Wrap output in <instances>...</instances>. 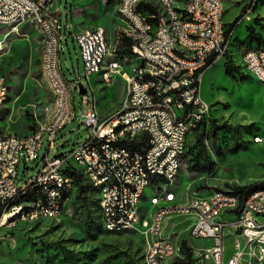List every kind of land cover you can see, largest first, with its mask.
<instances>
[{
	"label": "built area",
	"instance_id": "obj_1",
	"mask_svg": "<svg viewBox=\"0 0 264 264\" xmlns=\"http://www.w3.org/2000/svg\"><path fill=\"white\" fill-rule=\"evenodd\" d=\"M54 0H0V27L10 28L11 32L19 30L25 22H31L43 33L42 72L50 86V79L61 81V92H53L55 111L53 118L40 124L27 134H6L0 131V230L6 225H17L16 220H8L5 203L12 194L24 190L31 183L47 175H55V182L47 192L38 195L28 204H35L38 209H48L46 201H69L77 192L73 169L82 175L86 182L101 179L104 192L100 199L103 209L105 228H118V233L125 232V226H137L139 214L147 210L136 208V195L139 183L147 181V176H156V183L164 185V178L176 180L180 166L178 155L186 154V139L203 128L209 129L212 120L208 114L209 106L200 95L202 70L215 55L226 58L229 44L225 38L224 0H125L118 4L119 17L124 23H130V30H121L123 38L130 42V52L126 55H138L145 59V66L132 69L131 73L122 71V63H107L111 53L106 35L97 31L84 29L74 35L80 46L87 77L94 74L98 67L106 66L108 84L115 74H122L128 83L127 96L117 106L123 107V116L109 120L108 113L100 114L95 100L87 99L84 123L89 129L87 138L73 151L64 155L50 156V149L55 145L56 135L63 128H56V121H65V126L72 118H63L60 101L70 105L71 90L76 86L66 82L59 69L60 44L63 42L61 18L52 9ZM159 2H168L170 13L162 14ZM129 4H136V11H129ZM174 8H182V18H174ZM33 16H51V21L59 23V30H46V24L33 23ZM159 26V34L150 35V27ZM46 34H54V41H46ZM0 39V47H1ZM244 56L250 62V76L257 77L264 83V44L255 49H247ZM146 73L160 75V84L145 81ZM81 77L77 78L79 81ZM81 81L78 82V84ZM78 86V85H77ZM10 87L7 78L0 80L1 94ZM116 108V107H115ZM114 108V109H115ZM114 109L110 112H114ZM178 110L181 114H178ZM47 137L48 148L42 158L38 171L26 182L18 183V168L22 156L25 161L35 162ZM147 138L148 146L142 142ZM261 137L257 138V141ZM112 142H124L123 150H111ZM133 146V147H132ZM136 151H144L145 159H137ZM168 151V158L163 164H156L158 152ZM71 158H78V166H71ZM156 166L155 175L142 173V166ZM117 168H125L128 181H120ZM148 187H152L149 186ZM61 189H68V197H61ZM187 207H176L178 192H171L169 197H151L159 210L147 218L152 222V230L142 233L145 248L157 244V253L151 254V264H171L176 257L182 256L181 249H174V240L162 233H156V226H163L166 215L186 212L192 215V226H199L201 236L193 238L215 240L209 249V255L215 264H241L247 257V264H264V249L260 255H252L255 241H264V219H258V213L240 212V203L250 202L264 207L262 193L251 200H242L233 189H213L207 195H199L187 190ZM202 201L211 203V210L218 211V220L212 221L213 234L205 236L203 232L204 216H210V210H202ZM20 204L13 206V210ZM230 214L232 217L226 218ZM41 220V218H38ZM233 229L235 234L234 253L228 260H218V252L225 249V244L217 243V232Z\"/></svg>",
	"mask_w": 264,
	"mask_h": 264
},
{
	"label": "rangeland",
	"instance_id": "obj_2",
	"mask_svg": "<svg viewBox=\"0 0 264 264\" xmlns=\"http://www.w3.org/2000/svg\"><path fill=\"white\" fill-rule=\"evenodd\" d=\"M111 1L113 2L108 0L110 4ZM248 3L252 4V11L243 17L235 29V36L239 39L245 38L246 25L254 16L264 19V0H224L225 23L235 20L241 14L243 5ZM70 9V1L63 0V42L60 44L58 61L65 81L76 86L74 92L71 90L70 99L71 116H74V120L56 135L50 156L70 153L87 138L89 129L84 123L86 100L94 99L80 46L70 35L73 33L72 26L67 25V22L71 23ZM30 26L28 30L20 27L17 32H10L7 28L0 29V39L4 44L0 51V77L5 76L11 87L7 105L2 107L0 113V128H6L8 132L33 131L47 122L55 111L53 93L38 61L43 35L37 26ZM124 29L125 27L122 28ZM230 48L227 59L232 67H236L232 68L235 78L226 73V58H219L202 76L200 95L209 106L208 114L213 124L210 129L203 130L209 132L204 144L197 141L198 134L203 131L194 132L188 138V152L184 157L180 176L169 189L180 194L176 207L189 206L186 203L187 190L202 193L213 189H233L264 180V83L247 74L236 50L233 55L230 54L233 51ZM124 59L126 61V56ZM115 61L121 63L119 58ZM127 61L131 62L130 56H127ZM243 76L247 78L242 80ZM79 77V81L88 87L86 94H81L77 88ZM115 101L110 100V104H106L104 109ZM112 113L108 112V115ZM178 114H181L180 110ZM258 137L263 140L256 142ZM47 148L48 141L44 136L37 161H25L22 156L18 168L19 184L26 182L38 171ZM212 163L215 166L209 170ZM155 194H159L155 188L145 189L140 204L147 210L148 216L143 214L145 219H151L159 206L168 205H154L151 197ZM77 196L78 191L58 218L20 221L16 222L17 225L1 228L0 264H144L146 248L141 234L145 229L140 227L127 233L107 232L104 224L102 225L100 205L96 201L101 199V194L91 191L83 195L88 197V203L83 200V196L81 199ZM258 219H264V216ZM166 221L164 227L156 230L158 233L171 237L177 249H181V243L176 242L187 240L193 250L194 264H214L209 249L214 246L215 240L193 238L191 235L196 226H192L190 235V225L193 222L191 214L171 213L166 215ZM234 239L235 234H228L227 230L223 233L221 240L225 244V262L234 253ZM217 243L221 244L220 239H217ZM254 252L253 246L252 255H255ZM241 264H247V257Z\"/></svg>",
	"mask_w": 264,
	"mask_h": 264
},
{
	"label": "bare ground",
	"instance_id": "obj_3",
	"mask_svg": "<svg viewBox=\"0 0 264 264\" xmlns=\"http://www.w3.org/2000/svg\"><path fill=\"white\" fill-rule=\"evenodd\" d=\"M125 3V0H120L119 4ZM117 13H119V6H117ZM159 10L162 14L170 13V5L168 2H159ZM129 11H136V4H129ZM174 18H182V8H174ZM33 23H44L46 24V30H59V23H54L51 21V16H33ZM124 30H130V23H125ZM10 30V28H7ZM98 29H88V31H97ZM19 30H15L17 32ZM11 32V31H10ZM101 35H106L105 30L100 28ZM43 34V33H42ZM159 34V26H151L150 27V35ZM123 36V35H122ZM46 41H54V34H46ZM4 44L1 41L0 51L3 49ZM245 52L242 56L241 64L245 68V71H250V62H246V57L244 56ZM132 62V69H136L138 66H145V59H138V55H129ZM109 63H119L109 62ZM105 70L104 73V81L108 84V79L106 77V68L98 67L94 73H101ZM4 77H0V80ZM54 92H61V81L59 79H50ZM145 81H149L152 84H160V75L157 73H146ZM10 87H6L4 92L1 94V102L6 98L9 94ZM68 101H60V110H62L63 118H72L69 111ZM4 107V106H2ZM123 116V107L117 108L110 116H108L109 120H116L118 117ZM65 121H56V128H64ZM263 139H255L256 142H261ZM186 146L188 147V138L186 139ZM124 142H112L111 150H123ZM185 154L178 155V162H183ZM137 159H145L144 151H136ZM168 158V151L158 152L156 155V164H163V162ZM183 165V164H182ZM182 165L180 166V172L176 175V180L179 177ZM71 166H78V158H71ZM142 173L146 175H155L156 174V166L151 164H144L142 166ZM117 177L120 181H128V172L125 168H117ZM175 180V181H176ZM174 181V183H175ZM51 182H55V175H47V177H43L41 180H37L27 186L24 190L18 191L15 194H12L9 198V201L5 203V210H12L8 213V220H16V222L20 221H36L38 218L42 219H55L58 218L61 214V210H51V212H46L45 209H38V216L35 213L30 211H35V204L25 203L26 201H33L36 199L38 195L43 194L49 190L51 186ZM100 190L101 198L104 192V184L101 183V179H93L91 182ZM172 183V178H164V185H170V188L174 185ZM149 186L155 188L156 191H159V194H155V197H169L171 195L170 188L160 187L159 183H156V176H147V181H141L139 183V192L136 195V208L141 207V200L144 198L145 189ZM262 193V202H264V187L254 191L251 194H248L245 200H251L253 196ZM61 197H68V189H61ZM178 199H176L177 201ZM67 201L56 200V201H46V208L48 209H64ZM243 203V204H242ZM240 203V212H248L250 213H258V217L264 216V207H259V204H252L250 202H242ZM20 204L16 209L13 210V206ZM179 207V205H177ZM202 210H210V216H204L203 223V232L205 236H212L213 234V226L212 221L218 220V211L211 210V203L209 201H202ZM102 220H103V209H101ZM104 224V223H103ZM138 224L140 226H125V232L137 230L142 227L146 230H152V222H147V218H143V214H139ZM105 226V224H104ZM160 227L156 226V230L158 231ZM107 231L112 233H118V228H105ZM156 231V233H158ZM224 232H217V239H220L222 244V236ZM192 236H201V229L199 226H196ZM255 255H260V250L264 249V241H255ZM174 249H177L174 244ZM224 252L225 249H220L218 252V260H224ZM157 253V244H150L149 250L145 251V264H151V254Z\"/></svg>",
	"mask_w": 264,
	"mask_h": 264
},
{
	"label": "crops",
	"instance_id": "obj_4",
	"mask_svg": "<svg viewBox=\"0 0 264 264\" xmlns=\"http://www.w3.org/2000/svg\"><path fill=\"white\" fill-rule=\"evenodd\" d=\"M69 1L71 4V9H70L71 23L67 22V25L68 26L70 25L73 28V33H71L70 35H72L74 38V35L77 32H80L84 29H87V28L88 29H97L99 27L100 28L102 27V29H104L106 31V37H107V41H108V44L110 46V51H111V53L108 57L107 63L108 62H115V60L119 58L120 62L122 63V66H123L122 71H126V72L131 73L132 64L130 61H125V59H124V57L126 55H128L130 52L129 51L130 50V47H129L130 42L128 39L120 36L121 30H122V28H124L126 26V24L119 17V15L117 13V4H118L119 0H113V2L111 1V4L108 2V0H69ZM62 2H63V0H54L53 5H52V9L55 10V13L61 18V22H62ZM251 11L252 10L249 9L246 14L251 13ZM115 12L117 15L115 14ZM255 17L256 16H254L251 19V21L249 22V24L246 25V28L248 26H252L255 29V31L257 32V31H260L261 29H260L259 24H256L254 22ZM261 21L264 22V20H261ZM227 24L228 23H225V26ZM30 25H33V24L31 22H25L21 25V29L28 30L31 27ZM226 28H227V26H226ZM0 29H5V28L0 27ZM40 32H41V30H40ZM116 34H117V36H115ZM235 35H236V30L231 33L229 39L227 40V43L233 49V51H230L231 52L230 54L234 55L235 50H236V54L239 55V59L242 62V56H243L242 53L245 52L246 48L255 46L256 42H253L251 44V46L249 45V42L247 41L248 30H246V36L243 39H239L238 36H235ZM114 36L116 37V39H114ZM74 40H75V38H74ZM43 44H44V41L42 40V44H41L42 48L40 51V55L38 56V61L40 64L39 66H40L41 70H42ZM128 44H129V46H128ZM117 48H118V50H117ZM105 68H106V66H105ZM104 73H105V70L101 73L90 74L88 77L89 85H90V87L94 93V99L93 100H95L97 109H98L100 114L108 113L111 110H113L115 107H117L127 96V90H128L127 79L124 75L115 74L111 79V83L107 84L103 79ZM10 92H11V87H10ZM10 92H9L8 96L3 100V102L7 101V99L10 96ZM72 92H74V90ZM112 99H114V101L115 100L116 101L113 104L109 105L106 109H104V106L106 104H110L109 102ZM69 111H70V115H72V111H71L70 106H69ZM53 115H54V112L52 113L51 117L45 123H48L53 118ZM110 115H108V116H110ZM0 131L3 133H6V134H11V133L27 134V133L31 132V131L27 132V133H19V132H13V131L8 132L6 128H0ZM209 192L210 191H206V192H202V193L197 192V193L199 195H207V194H209ZM230 217H232L230 214L226 215V218H230ZM169 220H172V218H169ZM166 223H167V221H166ZM192 224H193V222H192ZM192 224L190 225V228H191ZM227 233L233 235L234 230L229 228V229H227ZM199 240H208V239H199ZM176 243H181V242H176Z\"/></svg>",
	"mask_w": 264,
	"mask_h": 264
},
{
	"label": "trees",
	"instance_id": "obj_5",
	"mask_svg": "<svg viewBox=\"0 0 264 264\" xmlns=\"http://www.w3.org/2000/svg\"><path fill=\"white\" fill-rule=\"evenodd\" d=\"M251 8H252V4L251 3H248V4L243 5L241 14L238 17H236L235 20H233L232 22H230V23H228L226 25L227 26L226 31H225V38H226V40L229 39L231 33L236 29V27L239 24V22L243 19V17L246 15V13L248 12V10L251 9ZM261 20H264V19L263 18H260V17H255V19H254V22L256 24H259L260 29H261L260 31H257L256 32L255 29L252 26H248L247 27V30H248L247 41L249 42V45L250 46H251V44L253 42H256V45L255 46H252V47H249V48H246V50L247 49H255V48H258V47H260L261 45L264 44V22H262ZM128 46H129V44H128ZM226 59H227V57H226ZM215 60H216V57L214 55L209 60V62L207 63V65L202 70L205 72L211 65L214 64ZM230 61H231V59H230ZM231 65L232 64H230L229 61H228V59H227L226 62H225L226 73H228L229 75H231L232 77H234V75L232 74V68H234L235 66L232 67ZM245 78H247V77L242 78V80H245ZM212 124H213V122H212ZM212 124H211V126H212ZM211 126H210V128H211ZM203 130H204V128L201 129L200 131H203ZM208 133L209 132H205V131L199 133L198 136H197L198 137L197 138V141L198 142H202L204 144L205 143V139L208 138ZM142 144L145 147L148 146V140H147V138H143ZM188 147H189V143H188ZM187 152H188V150H187ZM187 152H186V154H187ZM186 154H185V156H186ZM214 166H215V164L212 163L210 165V167H209V170H212V168ZM68 170H69V172L72 175H74V178H75L74 179V183H75V185L77 187V191H78V196L77 197H78V199H81V196L86 195V194L90 193L91 191H97L100 194L99 188L95 187L93 184H91L89 182H86L84 180V178L82 177V175L77 174L75 172V170H73V169H68ZM262 187H264V180H262V181L259 180V181H255L253 183H250V184H247V185H244V186H241V185L236 186L235 188H233V191H234L235 194H239L242 200H245V198L247 197L248 194H251L254 191H256V190H258V189H260ZM72 199L73 198H71L70 200H72ZM83 200L86 201V203H88L87 200H89V199L86 196V198L84 197ZM96 201H97V204L100 205V198L98 200H96ZM100 209H101V207H100ZM101 219H102V214H101ZM93 222H95V221H93ZM102 225H103V221H102ZM103 228H104V226H103ZM104 230H105V228H104ZM105 231H107V230H105ZM107 232H109V231H107ZM110 233H112V232H110ZM144 253H145V251H144ZM181 255L182 256L176 257L174 259V261L172 262V264L173 263H175V264H194V260H193V256H194L193 250L189 246L188 241L185 240V239H183L181 241ZM144 264H145V261H144Z\"/></svg>",
	"mask_w": 264,
	"mask_h": 264
},
{
	"label": "water",
	"instance_id": "obj_6",
	"mask_svg": "<svg viewBox=\"0 0 264 264\" xmlns=\"http://www.w3.org/2000/svg\"><path fill=\"white\" fill-rule=\"evenodd\" d=\"M77 87L81 94H86L88 92V88L85 87V85L82 82L79 83Z\"/></svg>",
	"mask_w": 264,
	"mask_h": 264
}]
</instances>
